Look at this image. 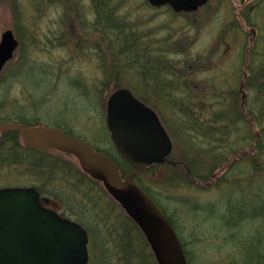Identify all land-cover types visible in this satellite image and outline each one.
<instances>
[{"label":"rangeland","instance_id":"1","mask_svg":"<svg viewBox=\"0 0 264 264\" xmlns=\"http://www.w3.org/2000/svg\"><path fill=\"white\" fill-rule=\"evenodd\" d=\"M113 4L123 20L146 35L140 54L146 48L148 55L164 53L171 67L162 70L159 78L150 75L142 86L137 69L124 67L126 54L115 53L113 43L109 49L112 38L106 28L88 30L96 17L92 0H0V37L10 28L19 40L14 58L0 75V123L31 121L59 127L100 152L114 154L106 118L108 99L117 89L112 83L105 85V80L116 65L124 87L137 99L147 98L146 105L171 140L166 162L134 181L147 186L176 222V233L190 257L187 263L264 264V258L251 253L253 240L260 241L259 232L264 234L258 220L231 227L224 219L238 193L264 191V148L252 145L264 141V99L256 87L264 82V0H208L195 11L182 12L156 9L147 0ZM253 32L256 40L251 48ZM114 55L124 66L115 63ZM150 71L157 73V67ZM253 109L261 116L258 121L250 118L251 124L236 118ZM14 143L18 152L23 150L18 138L11 141L3 136L0 151ZM36 152L34 158L43 156L48 164L36 169L22 161L0 165V186L39 185L62 214L74 218L79 209L89 236V264H118L105 217L110 216L109 224L123 220L119 206L111 211L115 214H106L113 206L104 184L83 169V181L90 183L87 190L96 196L97 206L88 196L83 206L64 201L74 196L68 190L79 177L77 159L54 150ZM55 159L75 177L65 182L64 171L54 167ZM102 242L111 251L106 258ZM150 259L158 264L155 255Z\"/></svg>","mask_w":264,"mask_h":264},{"label":"water","instance_id":"2","mask_svg":"<svg viewBox=\"0 0 264 264\" xmlns=\"http://www.w3.org/2000/svg\"><path fill=\"white\" fill-rule=\"evenodd\" d=\"M175 11H195L208 0H148ZM18 46L11 29L0 41V73ZM246 94H243V98ZM107 125L119 154L132 170L124 179L118 164L85 141L67 137L58 129L30 128L19 123L0 125V133L21 132L27 145L58 147L79 155L83 169L102 180L147 236L158 264H188L182 243L172 224L155 202L132 178L150 164L166 162L171 140L157 114L128 88L117 89L107 102ZM45 132L47 141L37 142ZM61 140L57 143L54 137ZM44 143V145H43ZM95 168L97 172H94ZM89 236L76 222L42 207L35 188L0 189V264H89Z\"/></svg>","mask_w":264,"mask_h":264},{"label":"trees","instance_id":"3","mask_svg":"<svg viewBox=\"0 0 264 264\" xmlns=\"http://www.w3.org/2000/svg\"><path fill=\"white\" fill-rule=\"evenodd\" d=\"M94 3V8L96 10V17L95 19L90 22L88 25V30L91 26H102L106 28V32L110 35L112 40H110L109 43V49L110 45L113 43V47L115 48V53H120L121 55H124V57L127 58V66H124L120 63V59L118 60L115 55L114 58L116 60L115 63L117 65H122L124 67H128L129 69L135 67L137 69V77L143 86L144 84H147L148 78L151 75V77H158L162 70H165L166 67H171L169 63H166L164 59V54L157 53L156 55L151 54V58L153 61H148V48L143 50V53L140 54V49L145 47V38L146 35L142 34L140 31L135 30L137 27L133 26L130 22L123 20L115 11V7L113 4L114 0H92ZM96 27V29H97ZM147 43V42H146ZM153 51V49H152ZM133 53V54H132ZM119 61V62H118ZM116 66V65H115ZM113 67V69H110V71H107V74L109 73V76L105 80V85H108L109 83L114 84L113 88L116 90L118 88L124 87V83L121 82L123 79L122 76H120L121 71L114 70L116 67ZM150 67L156 68L157 67V73L155 71H152V74H150ZM127 72V70H126ZM252 72H256V70H253ZM149 86V85H148ZM256 87L259 91L262 92V98L264 99V82L261 87L256 84ZM261 89V90H260ZM257 90V91H258ZM139 99L146 104L147 98L144 96H139ZM186 112L190 113L191 110L187 108ZM256 110L253 109V111L248 110L247 114H244L243 111L238 113L236 115V118H238L239 121L241 120H247L249 123L252 124V119H256L257 121L261 118V116L256 115ZM194 114V112H193ZM225 114V113H224ZM189 118L192 120V122L196 123L197 119L195 116H189ZM245 118V119H244ZM189 119V120H190ZM227 117H225V120ZM23 122V121H22ZM27 123H32L31 121H26ZM6 136L10 137V140H14L16 137L15 133H8ZM248 135L247 137H249ZM255 136V134H254ZM246 137V136H245ZM15 146H10L7 152L2 153L0 151V157L6 158L5 161L8 160H16L17 159V149L18 146L16 143H14ZM254 146H263L264 148V141L259 140L256 141L255 144H252ZM256 147V150L259 149ZM108 156H111L120 167V170L123 174H126L130 167L126 163L125 160L121 158V156L118 154V152H114V154H110L104 151ZM264 154V152H263ZM254 158V163L257 164V159ZM22 160L25 164L33 165L35 161L41 162L42 160L46 161L44 157L40 156L39 158L35 159L33 155H27L23 156ZM48 162V161H47ZM54 167L56 169H61L62 166L59 164V160H54ZM154 166V165H153ZM153 166H150L146 169L145 172H148L149 170H152ZM161 166V165H159ZM155 168V167H154ZM229 170H232L229 169ZM56 172V171H55ZM61 172V171H59ZM65 177L73 179L75 175L71 174L67 170L64 169ZM228 173V172H227ZM57 174V173H56ZM81 175V174H80ZM82 177H76L77 182L75 183V187L72 188L75 193L76 192H82L83 198H86L88 196V199L93 202L95 206H97L98 203H96V196L91 194V190L88 189V185H90L89 182L83 181V175ZM65 180L67 181V179ZM78 187V188H77ZM85 187V188H84ZM141 187L146 191V193L157 203V199H154V195L152 194V191L147 188L145 185H141ZM84 188V190H83ZM235 199H232V205L229 207V214L224 217L226 220V224L228 226H240L243 224V222L247 221L248 219H254L256 218L258 220L259 226L264 229V191L262 189H257L253 191H244V193H238ZM83 203V202H82ZM110 204H112L113 207H110L107 211L105 208V211H111L113 208H119L121 209V218L123 220L122 223L118 222H111L110 224L108 221L110 220V216L105 217V224L109 228L107 234L110 236V243H111V250L113 251V254L118 259V264H157L155 261L152 262L150 258H154L153 252L150 251V243L145 236V233L142 232V230L139 228V226L134 222L133 218H131L121 207V205L114 200V198H110ZM158 206H160L159 203H157ZM115 206V207H114ZM162 208V207H161ZM163 210V209H162ZM165 213V211H163ZM115 214V211L114 213ZM124 218H123V217ZM118 217V216H116ZM171 224L173 225L174 229H177L176 222L169 217ZM119 218V217H118ZM250 224V222L248 223ZM261 235L259 236L260 241H255L252 249L254 251H251L252 254H257V257L260 259L261 257L264 258V234L262 232H259ZM183 249L185 251L187 260L190 261V257L185 250V242L183 239H180ZM240 241V240H239ZM103 248H101L102 255L106 258L108 257L109 253H111L110 249H105V243L102 242ZM256 250V251H255ZM122 262V263H121Z\"/></svg>","mask_w":264,"mask_h":264},{"label":"flooded vegetation","instance_id":"4","mask_svg":"<svg viewBox=\"0 0 264 264\" xmlns=\"http://www.w3.org/2000/svg\"><path fill=\"white\" fill-rule=\"evenodd\" d=\"M150 4V3H149ZM150 6H152L151 4H150ZM153 7V6H152ZM163 7H170V8H172L171 6H169V5H165V6H162V7H159V8H163ZM154 8H156V9H159V8H157V7H154ZM173 9V8H172ZM174 10V9H173ZM242 26H244V25H242ZM246 31V30H245ZM260 37V36H259ZM255 38V32H253V37L251 38V43H252V41H253V39ZM262 38H264V36L262 35ZM254 40H256V39H254ZM263 41V40H262ZM261 41V42H262ZM261 42L259 43V45H261V46H263L262 44H261ZM163 44V43H162ZM251 48H253L254 47V44L252 43L251 44V46H250ZM161 48H162V45H161ZM160 54H164V53H160ZM148 59L149 60H151V51L149 52V55H148ZM247 76V74L245 73L244 74V77H246ZM241 85L244 87L245 86V84H244V79L241 81V84H240V87H239V89H240V91L243 93L244 91L241 89ZM243 95V94H242ZM37 136H38V139H37V141L38 142H42L41 141V139H44V140H47L48 139V136L45 134V132H41V133H39V134H37ZM0 140H2V136H0ZM54 140L58 143L60 140H59V138L58 137H54ZM111 140V142H112V144H113V150H114V152H117L116 151V149H115V146H114V143H113V141H112V139H110ZM23 150H21V151H19L18 153H17V165L18 164H21L20 162H21V159H22V156L24 155L25 156V154H27V153H37L36 151H44L43 149H41L39 146H35V145H32V146H25V145H23ZM97 152H99L100 150H96ZM4 152H5V148H4ZM27 152V153H26ZM47 152H50V151H47ZM102 153H104V152H102ZM104 154H106V153H104ZM109 157H111V156H109ZM1 158V157H0ZM112 158V157H111ZM113 159V158H112ZM114 160V159H113ZM117 163V162H116ZM118 164V163H117ZM33 167L36 169V162L33 164ZM119 167V166H118ZM92 170L94 171V172H97L96 171V169L95 168H92ZM131 171V168L129 169V171L126 173V174H123V173H121V171H120V169H119V172H120V174H121V177H122V179H124V177L129 173ZM89 176L91 177V178H93V179H95V180H97V181H99L100 183H103L104 184V182L102 181V180H100V179H98V178H96V177H94L91 173H89ZM104 187H105V184H104ZM106 188V187H105ZM106 190H107V192H108V194L112 197V198H114V200L116 201L117 200V202H120L119 200H120V198L119 197H115L114 195H112L111 194V192H109V190L106 188ZM43 196V195H42ZM52 199V198H51ZM53 201H50V202H48L47 204H44L47 208H50V209H53V210H55L56 212H58L59 214H62L61 213V210L59 209V206H58V203L54 200V199H52ZM121 203V202H120ZM123 208V207H122Z\"/></svg>","mask_w":264,"mask_h":264}]
</instances>
